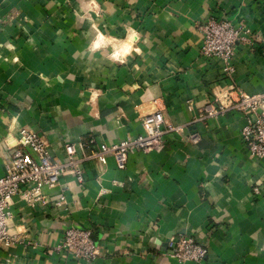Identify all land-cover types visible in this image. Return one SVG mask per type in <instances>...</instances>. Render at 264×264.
Returning <instances> with one entry per match:
<instances>
[{"label": "crops", "instance_id": "0c3cea01", "mask_svg": "<svg viewBox=\"0 0 264 264\" xmlns=\"http://www.w3.org/2000/svg\"><path fill=\"white\" fill-rule=\"evenodd\" d=\"M210 17L252 31L231 72L200 54L198 24ZM0 20V175L10 157L2 139L22 128L55 158L73 143L83 160L141 134L157 107L183 127L160 150H132L124 169L111 156L84 160L82 183L68 171L43 187L48 205L14 196L8 231L22 242L0 249L2 264H264V158L243 144L241 112L204 115L229 88L264 92V0H0ZM70 227L92 231L96 258L47 253ZM184 235L206 245L202 261L168 255Z\"/></svg>", "mask_w": 264, "mask_h": 264}, {"label": "built area", "instance_id": "2783aa9c", "mask_svg": "<svg viewBox=\"0 0 264 264\" xmlns=\"http://www.w3.org/2000/svg\"><path fill=\"white\" fill-rule=\"evenodd\" d=\"M198 29L202 34L200 54L205 58L220 60L227 72L233 69L231 60L236 45L240 42H250L252 36V31L247 26L235 25L224 18H207L198 24ZM227 111H237L244 115L245 124L240 130L241 140L252 156L263 159L264 92L247 94L229 88L224 97L214 96L213 102L205 106L204 115L213 116ZM141 123V134L127 136L111 144H97L83 160L75 157L76 145L73 143L64 145V160L55 158L50 152L47 140L31 129H20L17 138L12 139L9 134L4 136L2 143L10 152V157L5 164L4 173L0 175V249L22 242L20 237L11 235L8 231L10 204L14 196L19 195L31 206L48 205L51 200L43 194V187L55 186L59 178L68 171L82 183L84 160H94L99 165H105L111 156L116 167L124 169L132 150L144 153L160 150L165 145L166 134L183 130L182 126H175L166 119L159 107L143 115ZM189 138L193 142L197 140L196 134H190ZM79 145L82 146V143ZM53 204L57 207L66 204L64 194H58ZM168 246V255L180 262H200L208 252L206 245L191 235L171 240ZM56 250H68L74 258L84 261H90L99 255V247L88 228H67L61 243L56 248L49 249L47 253L52 255Z\"/></svg>", "mask_w": 264, "mask_h": 264}, {"label": "clouds", "instance_id": "9594fccd", "mask_svg": "<svg viewBox=\"0 0 264 264\" xmlns=\"http://www.w3.org/2000/svg\"><path fill=\"white\" fill-rule=\"evenodd\" d=\"M127 52H128V48H125L120 54L123 55V54H126Z\"/></svg>", "mask_w": 264, "mask_h": 264}]
</instances>
